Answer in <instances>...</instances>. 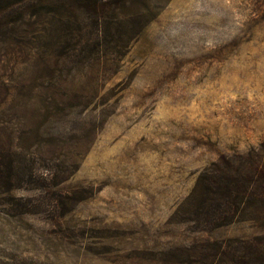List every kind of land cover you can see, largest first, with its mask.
<instances>
[{
	"label": "rangeland",
	"instance_id": "374dc122",
	"mask_svg": "<svg viewBox=\"0 0 264 264\" xmlns=\"http://www.w3.org/2000/svg\"><path fill=\"white\" fill-rule=\"evenodd\" d=\"M90 1L0 0V264H264V0Z\"/></svg>",
	"mask_w": 264,
	"mask_h": 264
},
{
	"label": "trees",
	"instance_id": "16d2710c",
	"mask_svg": "<svg viewBox=\"0 0 264 264\" xmlns=\"http://www.w3.org/2000/svg\"><path fill=\"white\" fill-rule=\"evenodd\" d=\"M68 4L78 3L80 0H63ZM92 0L90 2L96 3ZM223 166L216 167L208 173H204L199 179V193L203 196L204 205L212 204L215 199L217 203L227 198L263 199L264 189L261 192H253L251 189L255 185H264V145H260L256 150H250L245 156L233 155L221 159ZM214 173V174H212ZM251 198H250V197ZM210 206V205H209ZM218 209L226 210V207ZM218 214V213H217Z\"/></svg>",
	"mask_w": 264,
	"mask_h": 264
}]
</instances>
